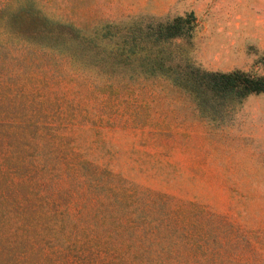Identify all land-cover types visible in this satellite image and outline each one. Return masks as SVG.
I'll return each instance as SVG.
<instances>
[{"label": "rangeland", "instance_id": "1", "mask_svg": "<svg viewBox=\"0 0 264 264\" xmlns=\"http://www.w3.org/2000/svg\"><path fill=\"white\" fill-rule=\"evenodd\" d=\"M33 3L84 28L192 10L197 62L264 73V0ZM25 29H0V264H264V92L212 119L166 77L97 71Z\"/></svg>", "mask_w": 264, "mask_h": 264}, {"label": "trees", "instance_id": "2", "mask_svg": "<svg viewBox=\"0 0 264 264\" xmlns=\"http://www.w3.org/2000/svg\"><path fill=\"white\" fill-rule=\"evenodd\" d=\"M12 23L27 28L23 38L97 71L166 77L192 96L201 115L212 119H223L248 94L264 92V73L210 69L196 61L192 10L165 17L109 19L84 28L47 15L33 0L14 5L5 1L0 5V29L7 33Z\"/></svg>", "mask_w": 264, "mask_h": 264}]
</instances>
